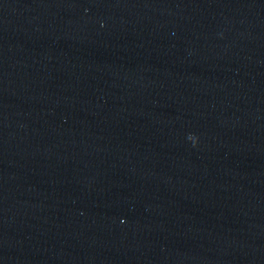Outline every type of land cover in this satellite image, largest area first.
<instances>
[{
	"label": "water",
	"instance_id": "1",
	"mask_svg": "<svg viewBox=\"0 0 264 264\" xmlns=\"http://www.w3.org/2000/svg\"><path fill=\"white\" fill-rule=\"evenodd\" d=\"M0 264H264V0H45L4 33Z\"/></svg>",
	"mask_w": 264,
	"mask_h": 264
},
{
	"label": "clouds",
	"instance_id": "2",
	"mask_svg": "<svg viewBox=\"0 0 264 264\" xmlns=\"http://www.w3.org/2000/svg\"><path fill=\"white\" fill-rule=\"evenodd\" d=\"M190 138H191V137H190ZM193 143H195V141H194Z\"/></svg>",
	"mask_w": 264,
	"mask_h": 264
}]
</instances>
